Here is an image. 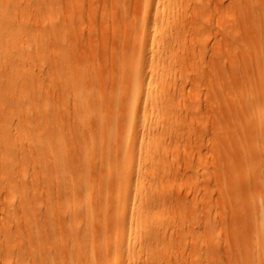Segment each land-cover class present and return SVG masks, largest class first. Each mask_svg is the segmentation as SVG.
<instances>
[{
  "label": "rangeland",
  "instance_id": "374dc122",
  "mask_svg": "<svg viewBox=\"0 0 264 264\" xmlns=\"http://www.w3.org/2000/svg\"><path fill=\"white\" fill-rule=\"evenodd\" d=\"M77 1L85 13L83 28L107 18L94 27L102 35L96 43L100 46L90 53L94 70L104 56L101 43L110 47L120 21L114 0ZM218 1L187 2L189 6L197 2L205 11L196 33L184 32V46L195 50L184 53L178 47L174 54L172 80L176 83L167 96L166 113L160 119L150 116L157 126L152 160L136 166L119 158L128 124L135 143L147 137L149 123L120 114L113 104L103 114L117 117L115 133L104 140L95 134L92 143L80 142L78 153L90 154L91 160L70 166L73 185L68 175L61 177L52 167L45 168L37 147L27 149L19 166L25 173L31 213L26 230L9 236L0 247V264H232L234 238L254 239L256 228L249 223L245 236V224L236 217L259 214L264 221V55L252 54L248 43L241 41L230 54L218 50L224 40L217 22H229L244 9L243 2L223 0L220 6ZM138 3L131 1L128 10L139 23ZM18 6V19L37 25L55 9L38 10L22 2ZM44 57L43 52L32 56L22 73L36 70V60ZM45 83L44 77L42 86ZM87 87L98 96L104 84L92 81ZM230 97L236 104L233 117L220 107L221 100ZM13 114L11 109L4 110L5 117ZM25 129L29 139L35 130L29 125ZM60 158L63 155L53 159ZM3 190L0 184V194ZM3 202L2 194L0 207ZM144 205L149 217L130 226L129 215H137ZM1 217L0 222L11 226L22 224L18 214L0 211ZM128 236L131 240L123 247L121 241ZM248 242H238L239 264H264L252 260Z\"/></svg>",
  "mask_w": 264,
  "mask_h": 264
},
{
  "label": "bare ground",
  "instance_id": "6f19581e",
  "mask_svg": "<svg viewBox=\"0 0 264 264\" xmlns=\"http://www.w3.org/2000/svg\"><path fill=\"white\" fill-rule=\"evenodd\" d=\"M131 1L135 3V0L111 2L120 28L111 39L110 47L101 43L104 56L91 70L90 53L102 40L94 27L105 23L107 18L101 17L93 26L83 28L85 13L77 0H0V184L4 188L0 211L18 214L22 219L21 226L0 222V247L7 244L9 236L27 228L26 217L30 212L27 183L19 165L28 148L37 147L45 168L52 167L55 175L61 177L68 175L69 185H73L75 180L70 175V166L81 162L88 164L91 160L90 154L78 153L76 148L80 142L92 143L91 137L95 134L99 140H104L106 135L115 133L117 117L103 114L104 108L113 104L120 114L125 112L129 118L142 117L143 122L149 123L147 137L135 143L130 140L132 126L128 124L123 133L125 146L118 153L119 158L136 166L154 158L157 126L151 123L150 116L156 114L160 119L166 113L167 96L176 83L172 80L174 54L178 47H183L184 53L195 50L193 46H184V32L196 33L205 9L197 2L189 6L188 0H138L141 8L138 23L128 10ZM232 1L236 5L243 2L244 9L229 22H217L224 40L218 50L230 54L241 41L248 43L252 54L264 55V0ZM18 2L25 6L31 3L38 10L53 6L55 9L38 25L29 24L18 19L21 7ZM218 5L223 6L224 1L219 0ZM149 14H153V18L149 19ZM42 52L45 57L36 60V70L23 74L29 59ZM44 77L46 85L42 86ZM92 81L104 84L98 96L87 91ZM220 107L233 117L236 110L233 98H223ZM6 108L12 110L13 117H5ZM27 125L35 130L29 139L24 135ZM21 130L23 137L19 136ZM56 155H63V158L53 159ZM14 198L16 203L7 202ZM147 208L148 205H144L137 215H129L127 223L133 226L146 220L149 217ZM240 217L236 219L245 224L242 234L246 236L252 224L256 235L251 240L234 238L235 257L231 263H240L238 242L248 241L246 246L252 260L264 261V221L259 214ZM70 231L73 237L77 236L75 228L71 227ZM130 240L128 236L121 245L126 247Z\"/></svg>",
  "mask_w": 264,
  "mask_h": 264
}]
</instances>
